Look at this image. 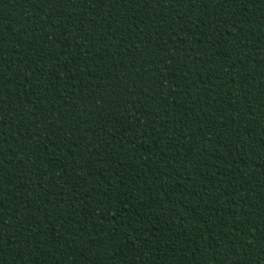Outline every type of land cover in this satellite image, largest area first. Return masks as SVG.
Here are the masks:
<instances>
[{
  "label": "trees",
  "instance_id": "trees-1",
  "mask_svg": "<svg viewBox=\"0 0 264 264\" xmlns=\"http://www.w3.org/2000/svg\"><path fill=\"white\" fill-rule=\"evenodd\" d=\"M0 264H264V0H0Z\"/></svg>",
  "mask_w": 264,
  "mask_h": 264
}]
</instances>
